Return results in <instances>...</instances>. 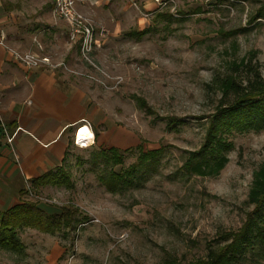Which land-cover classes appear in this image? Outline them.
<instances>
[{
    "label": "rangeland",
    "instance_id": "374dc122",
    "mask_svg": "<svg viewBox=\"0 0 264 264\" xmlns=\"http://www.w3.org/2000/svg\"><path fill=\"white\" fill-rule=\"evenodd\" d=\"M135 2L77 1L98 28L94 64L49 1L17 2L22 50H15L47 55L50 67L80 78L96 127L91 143H73L53 172L61 182L28 185L22 194L49 211L69 208L72 226L19 228L24 249L0 247V264H188L225 244L223 235L239 230L252 210L263 130L223 132L229 161L216 176L186 163L205 143L225 76L243 59L264 65V0ZM111 147L122 151L123 163L96 152ZM151 151L155 156L130 171ZM114 173L122 177L116 184ZM246 262L264 264V256L256 248Z\"/></svg>",
    "mask_w": 264,
    "mask_h": 264
},
{
    "label": "crops",
    "instance_id": "0c3cea01",
    "mask_svg": "<svg viewBox=\"0 0 264 264\" xmlns=\"http://www.w3.org/2000/svg\"><path fill=\"white\" fill-rule=\"evenodd\" d=\"M19 1L0 0V30L6 37L5 45L0 44L3 210L22 203L28 185L62 165L82 125L90 130L95 126L91 122V101L80 78L50 66L29 68L14 59L11 50H22ZM3 124L14 135L12 143L7 141Z\"/></svg>",
    "mask_w": 264,
    "mask_h": 264
},
{
    "label": "trees",
    "instance_id": "16d2710c",
    "mask_svg": "<svg viewBox=\"0 0 264 264\" xmlns=\"http://www.w3.org/2000/svg\"><path fill=\"white\" fill-rule=\"evenodd\" d=\"M245 60L236 64L232 72L222 80V97L212 115L205 143L186 163V167L198 175L216 176L228 163L223 132L233 129L264 131V65H253ZM241 67L245 68L243 77L239 74ZM96 152L102 153L106 162L123 163L122 151L117 147ZM155 154L156 151L142 153L139 162L130 166V171H135ZM112 177L113 184L122 178L118 173H114ZM55 181L59 183L61 179L50 172L34 180L32 188L37 190L39 186ZM113 184L110 182L108 186H115ZM248 203L253 208L247 213L243 226L237 231L225 233V244L211 248L205 257L188 264H248L247 253L256 248L264 256V162L254 172ZM73 216L67 207H62L60 212L49 211L34 201H22L6 210L0 208V247L19 252L24 249L23 242L18 238L19 228L29 226L54 233L63 226H72ZM162 264L182 263L173 258L165 260Z\"/></svg>",
    "mask_w": 264,
    "mask_h": 264
},
{
    "label": "built area",
    "instance_id": "2783aa9c",
    "mask_svg": "<svg viewBox=\"0 0 264 264\" xmlns=\"http://www.w3.org/2000/svg\"><path fill=\"white\" fill-rule=\"evenodd\" d=\"M46 1H49L52 4L55 17L66 22L68 27V35L73 43H79L83 58L91 64H94L92 61V54L96 46H98L101 42L100 39L96 37L98 28L91 19L79 11L77 7L78 0ZM130 1L134 5L136 4L135 0ZM100 31L101 34L104 35L106 29L101 27ZM5 39L6 37L4 31L0 30V44L5 45ZM11 53L16 61L29 68L53 66L51 58L47 55H40L36 52H20L13 49L11 50ZM3 127L4 132L7 135V141L12 143L14 140V135H10L8 133L4 124ZM83 127L84 125H82L79 130ZM75 143L77 144V139Z\"/></svg>",
    "mask_w": 264,
    "mask_h": 264
},
{
    "label": "bare ground",
    "instance_id": "6f19581e",
    "mask_svg": "<svg viewBox=\"0 0 264 264\" xmlns=\"http://www.w3.org/2000/svg\"><path fill=\"white\" fill-rule=\"evenodd\" d=\"M93 138L94 132L87 125H84L76 134L77 143L80 145H88Z\"/></svg>",
    "mask_w": 264,
    "mask_h": 264
}]
</instances>
